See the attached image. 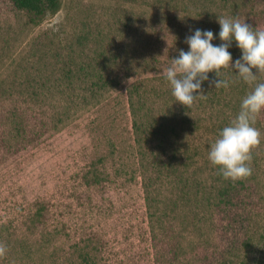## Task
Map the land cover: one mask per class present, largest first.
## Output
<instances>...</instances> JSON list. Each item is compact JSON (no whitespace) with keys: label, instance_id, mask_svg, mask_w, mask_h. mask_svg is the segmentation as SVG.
Instances as JSON below:
<instances>
[{"label":"rangeland","instance_id":"obj_1","mask_svg":"<svg viewBox=\"0 0 264 264\" xmlns=\"http://www.w3.org/2000/svg\"><path fill=\"white\" fill-rule=\"evenodd\" d=\"M184 1L185 10L175 0H61L55 16L34 24L0 0V243L7 248L0 264H84L85 254L96 264H241L248 237L255 248L247 264L263 258L264 112L254 125L261 143L252 151V175L232 181L241 190L235 206L226 208L233 222L195 197L216 177L208 150L220 126L235 118V102L254 85L241 79L240 85L233 80L215 89L210 81L216 78L203 82L206 99L191 107L194 127L179 126L178 135L159 138L165 147L158 158L169 169L141 168L148 164L135 143L129 86L148 84L156 92L149 108L157 119L179 111L183 107L173 106L163 75L179 50L188 51L186 37L195 29L211 30L219 45L221 17L264 30V0H244L241 12L229 11L222 0ZM124 9L134 21L125 32ZM88 28L90 45L119 56L117 86L93 97L88 82L69 85L56 68L28 60L31 50L61 51ZM236 48L234 42L229 48L233 61L241 56ZM124 51L133 61L125 79ZM87 60L77 58L73 65ZM230 70L218 78L228 80ZM256 83H264V72ZM21 121L27 128L17 133ZM157 149L156 155L162 150ZM173 178L185 189L181 203L174 199ZM145 182L155 207L166 213L161 221L150 219Z\"/></svg>","mask_w":264,"mask_h":264},{"label":"trees","instance_id":"obj_2","mask_svg":"<svg viewBox=\"0 0 264 264\" xmlns=\"http://www.w3.org/2000/svg\"><path fill=\"white\" fill-rule=\"evenodd\" d=\"M7 1L17 11L23 12L31 17L34 24H37L46 17L55 16L61 8V0ZM175 1L176 5H181L183 7V10H185L186 2L184 0ZM222 3L226 4V6L230 4L227 9L231 12H241L244 8V0H222ZM132 21L133 15L131 11H126L124 9V32ZM253 29L261 30L257 29V27H254ZM89 30V28L82 30V32L78 34L74 42H72L66 48L62 49L59 52L54 51L55 49L52 50L51 55L49 53H46V50L41 52L42 55H37L33 52V50H31L29 53L30 58L28 60L31 61L32 65L34 64V62H38L40 64H44L45 66H50L54 69L56 68V72H59L64 78L65 82H67L69 85H74V83L78 82L83 83V81L88 82V85H86V90L91 93L92 97L95 96L96 92L113 90L118 84V81L116 77L113 76V74H115V71L117 70L115 68L119 66V56L115 54V50H110L107 47L96 48L94 45H90L93 40L91 39ZM88 50L91 51V56L89 57L84 55ZM235 52H238L241 55V52L238 48L235 49ZM84 56L88 59L85 63L83 62L78 68L73 65L74 62L77 61V58L82 59ZM132 62L127 58V54L124 51V79L128 78ZM228 74L227 78L229 82L237 80V83L239 85L242 83L241 78L236 75L235 71L233 72L232 70H230ZM208 75L209 78H217L215 77V73H209ZM28 79L29 78H27L26 80ZM147 88L148 84L140 86L136 83H133L127 90V99L131 114L133 116L132 127L135 135V143L138 145L140 150L139 154L141 155V162L148 164L146 167H143L145 165L141 166L144 172H147L146 170L149 169H157L158 171L162 168L169 169L168 165L170 164H167L163 160L161 161L158 158V155L164 154L163 148L165 147L162 144L163 140L161 141V139L159 138L163 139L164 137H167L169 139L171 138V136L178 135V130L179 128H181L179 126L188 124L189 127H194L193 125L197 123L196 122L190 125V113L192 112V110L191 108H187L184 106H182L183 108L176 112H169L171 111L169 109V114L164 115L165 113H162L159 116V119H157V115L153 111L151 112L149 108L152 95H155L156 92H150L148 90L149 88ZM242 92L239 93H241L242 95ZM170 95H172V91L170 92ZM10 96L13 97L12 95ZM32 96L33 99H38V93L32 94ZM172 99V104L173 106H175L176 101L173 95ZM242 100L243 99H239L235 102V111H239ZM14 110L16 109L14 108ZM26 124L27 123H24L22 121L18 122L15 126V130L17 131V133L23 131L25 132V128H27V126H25ZM222 128L223 127L220 126L219 129L222 130ZM168 134L170 136H168ZM156 148H159L160 150L162 149L160 153H157V155L153 153ZM214 168L215 169L213 170L216 172V177L214 178V180L212 179L211 183H207L206 187H200V189L198 188L195 197L197 200H199L198 198L201 199L203 206L206 205L209 209L219 213V215H224L225 217L227 216L228 218H230L232 211L228 213L226 211V208L231 210L232 207L235 206V203H233V197L239 195V193H241V190L231 180H225L219 173V170L216 167ZM169 177H171V175H169ZM172 186L175 189L174 191L180 194L179 195L176 193V197L174 199L180 202L183 199L182 196H184L183 192L185 191V189L183 188V183L173 178ZM180 186L182 187L179 188ZM143 187L145 192L146 209L148 211L150 219L152 221L153 219H155L156 222L161 221L163 219L162 216L166 213H160L161 209H159L158 206L155 207V198L153 192L146 182L144 183ZM170 196L173 198L172 195ZM176 200L174 201L178 204V201ZM175 202H172V204L176 205ZM37 214L40 216L42 215L41 208L37 210ZM230 221L233 222L232 219ZM262 239L264 241L263 237ZM254 248V240H252L251 237H248L247 239L242 241L241 249L243 251V255L241 264H247V261L249 259L248 256L250 252H254ZM173 253H175V251ZM82 260L84 264H96L94 260L90 259L89 256H87V254L82 257ZM157 260L158 255L156 258V262H158ZM251 264H264V255L263 258H260L256 260V262H253Z\"/></svg>","mask_w":264,"mask_h":264},{"label":"clouds","instance_id":"obj_3","mask_svg":"<svg viewBox=\"0 0 264 264\" xmlns=\"http://www.w3.org/2000/svg\"><path fill=\"white\" fill-rule=\"evenodd\" d=\"M217 23L221 43L213 44L217 37L211 30L195 29L185 40L188 51L179 50L164 76L175 101L187 108L198 99H206L202 84L209 81V73L217 77L210 81L215 89L229 86L227 79L218 78L225 69L235 71L246 84L254 85L243 98L238 114L222 128L208 150L209 162L225 180L235 182L252 175V151L261 143V132L254 125L257 116L264 112V83H256L259 74L264 72V30H254L235 18L221 17ZM233 42L241 52L235 61L229 51ZM6 252V246L0 243V258Z\"/></svg>","mask_w":264,"mask_h":264}]
</instances>
